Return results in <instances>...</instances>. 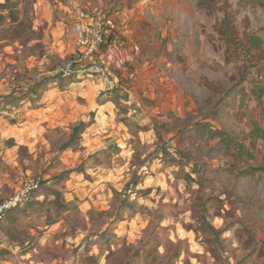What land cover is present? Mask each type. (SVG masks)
Wrapping results in <instances>:
<instances>
[{"label":"rangeland","instance_id":"1","mask_svg":"<svg viewBox=\"0 0 264 264\" xmlns=\"http://www.w3.org/2000/svg\"><path fill=\"white\" fill-rule=\"evenodd\" d=\"M9 1L0 264H264V0ZM95 9L108 81L63 78Z\"/></svg>","mask_w":264,"mask_h":264},{"label":"built area","instance_id":"2","mask_svg":"<svg viewBox=\"0 0 264 264\" xmlns=\"http://www.w3.org/2000/svg\"><path fill=\"white\" fill-rule=\"evenodd\" d=\"M117 28L114 16L102 9H95L78 18L73 24L74 46L77 54L73 62L66 64L61 69V76L69 78L76 73L87 76L95 75L107 82L108 74L105 68L96 61L95 54L104 46L106 32ZM79 63L80 65H78ZM76 64L78 66L74 68ZM38 185L37 179L26 177L21 188L0 203V223L5 212L22 205L30 194L38 188ZM3 245L4 240L0 230V248Z\"/></svg>","mask_w":264,"mask_h":264},{"label":"trees","instance_id":"3","mask_svg":"<svg viewBox=\"0 0 264 264\" xmlns=\"http://www.w3.org/2000/svg\"><path fill=\"white\" fill-rule=\"evenodd\" d=\"M15 5H16L15 2H10L9 0H4L3 2H0V10H1V11H6V12H7L6 16L10 19V22H16V21H17V15H16V10H15ZM3 18H4L3 14L0 13V20H2ZM252 170H253V171L263 170V171H264V166H261V167H255V168H253ZM31 194H32V193H31ZM31 194H30V195H31ZM30 197H31V196H29V197L25 200V202L28 201V199H30ZM25 202H24V203H25ZM24 203H23V204H24ZM20 206H21V205H20ZM20 206H19V207H20ZM15 209H16V208H15ZM11 210H13V209H10V210L6 211L5 214L8 213V212L11 211ZM5 214L3 215V217L5 216ZM3 217H2V219H3ZM1 221H2V220H1ZM1 251H2V249L0 248V253H2Z\"/></svg>","mask_w":264,"mask_h":264},{"label":"crops","instance_id":"4","mask_svg":"<svg viewBox=\"0 0 264 264\" xmlns=\"http://www.w3.org/2000/svg\"><path fill=\"white\" fill-rule=\"evenodd\" d=\"M118 32H120V30H118ZM116 34H117L116 31H107L106 35H105V40H106L105 43L107 41L112 42V39L114 40ZM107 55L109 56V49L107 50L106 53H103L101 56V59L104 63H105V61L106 62L108 61V59L106 58Z\"/></svg>","mask_w":264,"mask_h":264}]
</instances>
